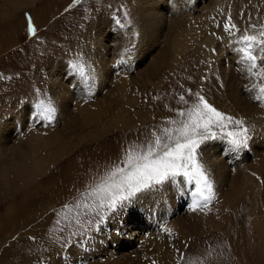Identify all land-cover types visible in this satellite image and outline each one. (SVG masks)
I'll return each mask as SVG.
<instances>
[{"label":"rangeland","instance_id":"obj_1","mask_svg":"<svg viewBox=\"0 0 264 264\" xmlns=\"http://www.w3.org/2000/svg\"><path fill=\"white\" fill-rule=\"evenodd\" d=\"M154 1L157 2L0 0V144L5 135L11 136V149L16 151L18 143H21L20 149H24L17 150L16 163L0 154V227L4 228L8 217L15 218L13 222L18 224L4 229L5 233L10 230L6 238L4 231L0 232V264H41L35 250L41 244L54 249L77 248V255L63 254L66 259L61 262L78 264L81 258L78 248L83 247L81 252L84 253L98 243L93 241L103 230L113 232L117 223L135 228L133 231L137 234L143 231L141 235L145 236L164 235L176 255L173 264H209V261L210 264H264V167L235 200L223 204L224 196L217 200L220 188L212 171L214 168L209 165L213 158V162L225 163L231 172L227 180L220 183L225 191L230 188L228 180L236 174L237 168L264 161V124L259 126L260 122L264 123V103L253 99L258 87H252L264 83V75H248L247 65L239 61L240 53L233 51L242 46L236 44L234 38L245 30L249 35L259 36L264 26V0H169L172 3L165 4L163 12L170 19L160 26L166 28L168 24H175L170 34L172 39L178 31L177 18L181 16L191 30L188 44L175 58L170 54L173 52L170 44L172 52L154 69L146 71L142 69L144 64L149 63L159 48L166 47L156 40L159 38L157 21L151 15L147 21L143 18L144 14L152 13L149 4L154 6ZM26 11L30 12L36 26L35 36L28 31ZM229 16L240 30H233V39L224 30ZM116 19L121 23L130 20L131 24L121 29ZM133 48L131 54L126 52ZM253 51L258 57L257 68L264 73V52L259 48ZM141 55H145L142 61ZM73 63L83 64L85 76L73 71ZM93 76L94 82L90 79ZM246 86L252 91H247ZM197 94L218 110L243 119L249 129L246 146L233 149L226 140L217 138L206 141L198 149V157L214 191L208 208L201 201L200 207L193 210L196 186L185 177H177L174 183L166 182L139 195L126 210L110 213L98 231L93 229L84 238L73 236L68 245L61 247L63 241L78 231L74 218L78 212L86 211L85 203L93 202L88 195L92 189L104 182L116 167H124L130 152L136 155L146 150L149 144H154L157 135L165 138L164 129L178 127L183 119L179 111L190 108L198 100ZM41 100L51 101L56 109L51 123L37 118V105ZM85 101L93 111L101 108L102 114L95 123L82 127L79 105ZM124 105L128 111L123 112ZM73 119L74 124H70ZM58 128H63L65 142L52 135L58 133ZM98 128V133L86 135L88 130ZM40 188L51 189L55 198H37ZM173 192L175 196V192L181 194L177 197L181 203L179 213L182 209V215L185 213L188 217L174 224L170 220L178 217L177 211L169 210L166 203L153 206L147 201L149 197L157 198L159 193L166 197ZM28 193L29 197H25ZM144 203L161 210L165 208L157 211L159 220L155 225L142 226L144 230H139L137 223L127 224L125 219L119 218L130 211L150 217L143 211ZM28 212H32L33 219L23 224L22 219ZM196 213H200L199 217ZM162 217L171 226L164 224ZM85 218L88 217H81ZM206 219L213 222V226L209 230L199 229ZM164 228L171 229V234L164 232ZM77 240L80 243H76ZM128 248L125 253L137 246ZM108 249L115 252V248ZM95 256L99 255L90 257Z\"/></svg>","mask_w":264,"mask_h":264},{"label":"snow or ice","instance_id":"obj_2","mask_svg":"<svg viewBox=\"0 0 264 264\" xmlns=\"http://www.w3.org/2000/svg\"><path fill=\"white\" fill-rule=\"evenodd\" d=\"M119 11V10H117ZM127 17L128 13L125 12ZM28 21V31L32 36L36 35V26L30 15H26ZM115 23L121 28L131 24L121 23L116 19ZM134 27V25H133ZM256 28V25H251ZM259 36L244 34L235 37V43L242 45L233 49L240 53L239 61L247 65L248 75H264L257 68V54L254 49L259 48L264 52V26H261ZM224 30L233 39V30L239 32L237 26L232 23L231 17L224 25ZM138 36L139 33H133ZM133 49H126L131 54ZM74 72L85 76L83 64L73 63L71 65ZM88 79V77H85ZM93 82L95 77L90 78ZM258 87V94L253 99L264 103V83L253 85ZM91 88H89V91ZM246 90L251 92V88ZM191 92V90H189ZM198 100L188 109L180 110L179 115L183 117L179 126L174 129H164L165 138L156 136L154 144H149L146 150L136 155H127L124 167H116L109 177L100 185L92 189L88 194L93 198L91 204L85 203L86 211L78 212L75 225L78 231L73 232L68 240L63 241L60 246L65 247L73 236L84 238L86 233L91 230H99L109 219V214L117 211L126 210L139 198V195L155 189L157 186L166 182H175L177 177H185L189 182L194 183L196 197L193 210L200 207V202L204 206L211 202L214 196L212 182L207 171L198 157V149L209 140L223 138L233 149L246 146L249 140V129L245 126L243 119H237L218 110L208 100L197 94ZM184 100V97H181ZM56 109L51 101H39L37 105V118L47 119L50 123L55 118ZM173 123H176L173 121ZM230 126H232L230 130ZM79 207V205H77ZM88 217L81 219V217ZM165 232L171 234V229L164 228ZM31 239H35L34 237ZM76 243H80L77 240Z\"/></svg>","mask_w":264,"mask_h":264},{"label":"bare ground","instance_id":"obj_3","mask_svg":"<svg viewBox=\"0 0 264 264\" xmlns=\"http://www.w3.org/2000/svg\"><path fill=\"white\" fill-rule=\"evenodd\" d=\"M10 1L14 2V0H9V2ZM169 2H170L169 0H166L165 2H163V0H159V1L157 0V2H155L154 6H151L149 4V6L151 7L150 9H152V13L149 12L147 14H144V16H143V18L146 21H147V19H148V17L150 15H151V17L154 20L157 21V25H159V27H158V31H157L156 35H158L159 38L156 37L157 38L156 40H159L160 44H165V46H166L164 49H160L159 48V50L157 52L155 51L156 53L153 54V56H152L153 58L149 61V63L148 62H146V64L143 63L144 64V66L142 67L143 70L148 71L151 67L154 69L155 66H158L161 63V60L165 56H168L170 52H172L171 49L169 50L170 44L172 45L173 52H174V53L173 52L170 53V54H173L172 58H175L177 55H179L181 53L182 50H184L187 47L188 35L190 34L191 30L188 29L190 27H186L185 26V23H184V21H183L181 16L177 18L176 25L178 27V31H177V33L175 34V36L172 39L170 38V34H171V31H172V27H175V24L174 23L168 24L166 26V28H163L162 26H160V24H163V23H165L166 21H168L170 19V17L167 16L163 12L164 11V7L166 6L165 4H169ZM150 3L152 4V2H150ZM170 3H172V1ZM214 7H216V6H214ZM161 12L163 13V15L161 14ZM146 21L143 22L145 25H147ZM159 31H160V33H158ZM185 31H188V33H185ZM160 37H162V39H160ZM153 38H154V36H153ZM101 40H102V36L100 37V41ZM98 53L100 54L101 51H99ZM115 54H116V50H115L114 55ZM103 55H105V54H101V56H103ZM145 55H143V56L141 55L140 61H142L145 58ZM94 56H95V54H94ZM154 59H155V61H154ZM106 60H111V59H106ZM83 104H85V106H83ZM83 104H82V106L79 105V111H80V113L82 115V118H83L82 127H87V125H89L90 123H95L96 122L97 117L101 116V114H102V109L100 108L98 111H93V110H91L89 108V105H90L89 102L87 103L85 101V102H83ZM125 109L127 111L129 110L124 105V111L123 112L126 111ZM63 117H64V115H63ZM120 120H122V118H119V121ZM74 122H75V119H73L72 123H70V124H74ZM262 124H264V123L260 122L259 126L262 125ZM253 130H254V128H253ZM56 132H58V133H55V134H52V135H54L55 138L58 136L57 137L58 139L56 138L57 140H59L61 142L63 140V142H65L64 141L65 139H63L64 138L63 135L65 134V133H63L64 132L63 128H58V131H56ZM95 132L98 133L99 132V128H98L97 131L88 130L86 132V135L87 136L94 135V134H96ZM72 133H73V131H72ZM66 134H68V133H66ZM71 136H72V134H71ZM10 139H11V136L8 137V136L5 135L3 140H1L0 154H1V156H2V154H5L10 159L11 162H15L16 163V161L19 160L18 159L17 150H20V152H22L24 149L21 150L22 149L20 147L21 143L17 144L16 151H14V149H11V147H10L11 146L10 145ZM80 139H82V138H80ZM53 140H54V138H53ZM231 158H234V157H231ZM247 160H248V158L245 161H247ZM238 163H241V161L238 162ZM209 165H211V167L214 168V170H212V171H214V176L216 178V182L218 183L219 188H220L217 191V193H218L217 194L218 195L217 196V200L221 199V197L224 196V197H222V200H224V201H222V203L224 202L223 204H228V203H231L233 200H235V198L237 196H239V193H242L244 191V188L247 186L248 182H251V178L254 175H258L259 173H261L263 171L264 161L261 162L260 160H258L255 163L243 164L239 168H237L236 169V174H233L228 180V183L229 182L231 183L230 188L229 189L226 188L225 191L223 190L224 186L221 188V186H222L221 184H223L227 180V178L231 174V172L228 169H226V167L224 166L225 163L223 164V162H222L220 164V163L215 162V161L213 162V158L209 160ZM244 165H245V169L243 168ZM240 169L244 170L242 174H241V172H239ZM228 183H227V185H228ZM49 190L50 191H47L44 188H40V192H39L40 196L37 197V198H40L41 196H45L48 200H50V198L53 197L54 192L51 189H49ZM246 190H247V188H246ZM257 191L258 190H256V192ZM30 193H31V191H30ZM172 194H171L172 197L171 196H166L165 197L164 194H160L159 193L157 198L149 197V199L147 201L149 203H151L153 206H156V205L158 206V204L166 203L167 206L170 207V208H168L169 210L172 209L173 212H175V211L178 212V217H175L174 219H172L170 221L173 224L175 222H181V221L183 222L184 218L187 217V216H185L184 212H183L184 215H182V211H183L182 209H181V212L179 213L180 208H181V203L179 202V199L177 197L180 196L181 194L179 195L176 192H175L176 196L174 195V192ZM25 197H29V193L26 194ZM54 198L55 197H53V199ZM150 198H151V200H150ZM219 202H221V201H219ZM192 204H194V203H192ZM12 205L9 208H11ZM44 205H46V203ZM136 207L138 208V206H136ZM143 207H144L143 211L145 213L149 214L150 217L148 216V218H144V217H142L143 215L141 213L130 211L129 214L125 215V217H124L125 213H123V214H121V216L119 218L125 219L124 221L127 222V224L128 223H130V224L137 223L136 224L137 229H139L142 226L143 227L144 226H146V227L149 226L150 227V226H153V225L156 224L155 221L158 219V216H159L157 214V211L161 212L162 210L165 209L164 208V209L161 210V209H158V208H155V207L147 206V205H145V203H144ZM185 208H186V206H185ZM201 208H203V207H201ZM206 208H208V207H206ZM197 210H199V209H197ZM165 211H163V212H165ZM203 211H205V210H203ZM223 211L224 210H222V212ZM35 212L41 214V211H39V210H35ZM210 212H212V211H210ZM214 212H216V211H214ZM165 213H167V212H165ZM197 213H196V215H198ZM193 215H195V214H193ZM199 215H200V213H199ZM199 215H198V217H199ZM33 216L34 215L32 214V212H30V213L28 212L26 214V216L23 217L22 223L26 224V223L30 222L33 219ZM1 218L2 217H0V219ZM160 218H161V216H160ZM7 219H8V222L5 224L4 228L0 227V232L3 230L4 233H5V230H6L5 228L6 227L7 228H11V227H15V226L18 225L16 222H13V220L15 218L8 217ZM167 220H169V219H167ZM207 220L208 219H206L205 222H202L198 228L199 229L209 230L213 226V222L212 223L211 222H207ZM162 221H163L164 224H166L168 226H171L169 224V222L166 221V218L165 219L163 218ZM195 221H197V220H195ZM211 221H213V220H211ZM142 223L144 225H142ZM198 224H199V222H198ZM120 225H121V223H117L115 225V230L118 229V230H116V232H115V230L113 232H112V230L111 231H108V230L104 231L103 230L102 234L100 236H98V238L95 241H93V243L94 242H98V243L94 244V246H92L93 245L92 244L91 247H89L84 253L81 252V249H83V247L78 248L79 249V253L81 255V258L80 259L78 258L79 259V263L78 264H173L172 260L173 261L175 260L176 255H175V253L173 251L172 246H170L171 244L169 245L168 240L166 239V237H164V235H162V237H161V236H159L157 234L150 233L151 235H146L145 236V235H141L143 233V231H142V233H138L137 234L135 231H133V229H135V228L128 227L129 225L128 226H124V224H123V226H120ZM192 227H193V225H192ZM195 228H196V226H195ZM141 229L142 228H140L139 230H141ZM7 230L8 231H7V233H5V238H6L7 234H9V232H10L9 229H7ZM142 230H144V228ZM145 230H147V228ZM155 232H157V231H155ZM114 242H116L117 245H116V243L114 244ZM145 242H148V243L146 244ZM113 244L116 245V246H113ZM135 246H137V249H131L130 253H125V251H127L129 249L128 247L134 248ZM108 247H110V248L112 247L113 249L115 248V252H113V250H111V249H108ZM36 248H35V250H37L38 255H40V256H38V259H40L42 261L41 264H62L61 261H64L66 259V255H63V254H67V256H69V257H70V255H77L76 252H75V250L77 248H73V249L61 248L62 249L61 250V249L51 248L50 246L44 245V244H41V245L38 246L37 249ZM57 252H59V256H58ZM92 255H99V256L98 257L95 256L97 258L96 259V258H91L90 256H92ZM2 257H4V256H2ZM107 258H116V259L115 260H108ZM101 260H103V261L100 262ZM76 261H77V259H76ZM29 263L30 262H28V264ZM32 264H34V263H32ZM66 264H67V261H66ZM209 264H210V261H209Z\"/></svg>","mask_w":264,"mask_h":264}]
</instances>
